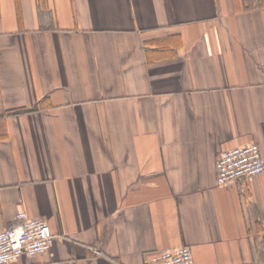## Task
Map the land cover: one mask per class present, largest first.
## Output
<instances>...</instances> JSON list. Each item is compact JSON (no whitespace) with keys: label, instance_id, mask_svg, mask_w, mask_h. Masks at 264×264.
Instances as JSON below:
<instances>
[{"label":"crops","instance_id":"crops-1","mask_svg":"<svg viewBox=\"0 0 264 264\" xmlns=\"http://www.w3.org/2000/svg\"><path fill=\"white\" fill-rule=\"evenodd\" d=\"M264 0H0V231L46 221L12 264H264Z\"/></svg>","mask_w":264,"mask_h":264},{"label":"built area","instance_id":"built-area-1","mask_svg":"<svg viewBox=\"0 0 264 264\" xmlns=\"http://www.w3.org/2000/svg\"><path fill=\"white\" fill-rule=\"evenodd\" d=\"M263 170L264 161L257 144L226 150L215 161L218 185L256 176ZM14 220V226L0 231V264H12L22 257L39 255L54 238L46 221L30 218L25 212H17ZM145 264H194V261L191 249L180 246L156 252Z\"/></svg>","mask_w":264,"mask_h":264}]
</instances>
